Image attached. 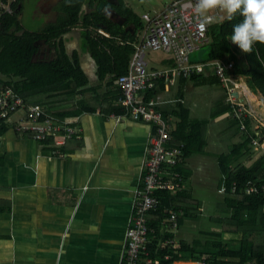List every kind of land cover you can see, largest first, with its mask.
<instances>
[{"label":"crops","instance_id":"crops-1","mask_svg":"<svg viewBox=\"0 0 264 264\" xmlns=\"http://www.w3.org/2000/svg\"><path fill=\"white\" fill-rule=\"evenodd\" d=\"M64 2L41 0L38 9L47 15L48 20L39 31H25L40 33L58 24L65 17ZM101 2L104 3L103 11L111 8L117 13L114 7L119 1L117 4L108 0ZM22 10L23 0H19V20ZM83 11L90 12L86 0L82 4ZM118 15L121 24L105 16L132 34L133 24L126 17ZM136 16L142 27L141 16ZM141 27L135 32L136 42ZM92 29L90 27L89 31ZM94 31L95 39L99 36L123 44L120 38L112 36L105 28ZM83 32L84 27L77 25L60 38L66 55L78 61L89 83L90 75L98 81L90 86L93 90L79 96L78 100H83V108H78L81 111L65 119H78L82 138L68 141L62 147L53 142V138L38 141L29 134L21 139L14 129L19 121L25 119L22 112L14 114L11 121L4 124L6 131L0 138V264H120L123 257L125 232L133 215L134 194L143 186L155 127L147 121L134 120L120 104L122 92L116 80H112L113 76L106 75L102 82L98 79V64L85 47ZM57 51L54 41L39 43L37 61H55ZM163 55L165 57L154 65H150L152 61L148 60L149 68L167 69L175 66L171 55ZM192 55L191 62H204V53ZM238 77L249 89L247 96H241V93L240 96L254 115V120L247 122V132L256 134L264 129V98L249 88L245 77ZM153 92L143 90L138 93V97L149 101ZM155 92L159 94L158 108L163 112L172 136L168 147L183 150L176 168L183 176L179 194L182 198H190L191 203L197 205L191 209L194 215L196 209L200 210L201 204L194 198L191 188L187 187V179L191 174L186 170L187 161L198 155L203 160L216 162L221 174L218 188L221 192L220 188L226 185L221 163L236 152L237 147L242 146L246 133L239 131L238 124L232 118L226 91L211 69L193 78L180 77L174 82L158 80ZM44 108L49 110L46 106ZM183 123L188 125V141L194 146L192 154L186 157L185 144L175 142L173 136L174 132L180 131ZM224 146L227 153H218ZM259 150L252 148L256 154L251 156L244 151L233 166L242 163L251 167L261 156ZM198 161L193 162L192 167L197 166ZM209 166L206 165V168ZM171 175L170 169L166 168L164 176L170 179ZM221 193L225 195L227 192ZM175 210H180V218H185L182 208ZM154 217L156 225L166 231L162 225L164 216L151 214L150 219ZM182 225L179 223L175 236L177 249L182 242L192 243L179 240Z\"/></svg>","mask_w":264,"mask_h":264},{"label":"trees","instance_id":"trees-1","mask_svg":"<svg viewBox=\"0 0 264 264\" xmlns=\"http://www.w3.org/2000/svg\"><path fill=\"white\" fill-rule=\"evenodd\" d=\"M84 1L65 0V17L58 24L49 26L40 33L25 31L21 25L19 0L16 13L0 18V90L12 89L29 105L42 103V106L48 107L49 113L60 121L77 115L81 111L80 107L83 108V100L79 101V96L93 88L89 87V80L78 61L71 60L66 55L60 39L64 33L77 25L84 27L85 47L97 61L98 79L101 82L106 75H111L112 80H116L127 72L128 61L135 47V32L141 27L139 18L127 7L124 0H118L119 3L114 9L133 24L134 32L131 34L113 24L98 11L101 0H86L89 13L82 12ZM242 20L243 17L236 14L232 20L224 19L209 27V42L201 48L204 53L202 60L232 61L233 73L245 77L249 88L264 98V44L257 43L251 53H244L229 38L234 26ZM90 27L93 31H89ZM99 28H105L112 36L120 38L123 44L119 45L112 39L99 36L95 39L94 30ZM53 41L58 47L57 59L52 62L37 61L39 42ZM4 124L5 122L0 120V138L6 131ZM187 126L185 123L181 124L180 131L173 134L175 142L185 144V157L194 151V146L188 141ZM258 133L260 134L247 132L242 146L237 147V151L221 163V173L226 177L225 184L228 188L224 198L228 214L217 219L222 225L221 230L202 233L203 241L197 240L191 244L182 242L179 249H163L159 247L162 230L156 225V217L151 218L149 224L155 229V233L149 235L148 256L142 255V258L159 259L160 264L181 261H191L194 264H264V189L258 194H247L244 190L248 183L264 184V152L259 150L261 156L251 167L242 163L233 166L244 151L249 156L256 154L250 148L251 140L260 139L262 142L264 129ZM234 184L237 191L231 194ZM158 196L161 205L159 210L151 214H159L164 216L163 218L167 217V212L172 208H182L185 217L187 214L192 215V207L197 206L191 203L190 198H182L180 194L175 196L169 191H161ZM183 221L185 218L181 217L180 225ZM225 233L236 238L233 241L225 240ZM167 255L170 257L168 260L165 259Z\"/></svg>","mask_w":264,"mask_h":264},{"label":"built area","instance_id":"built-area-1","mask_svg":"<svg viewBox=\"0 0 264 264\" xmlns=\"http://www.w3.org/2000/svg\"><path fill=\"white\" fill-rule=\"evenodd\" d=\"M17 2L18 0H0V18L16 13ZM209 15H215L219 20L226 14L217 10L210 12ZM141 20L143 26L129 60L128 71L117 77L115 83L122 92L120 104L130 112L134 120L151 123L155 127V133L146 162L143 186L134 194L133 215L125 232L124 254L120 264H160L159 259L142 258V255L148 256L149 235L155 233V229L150 227L149 219L151 213L159 210L161 205L159 192L179 194L183 186V176L176 170L183 150L168 147L172 136L164 114L158 108L160 98L155 92L157 81L163 79L174 82L180 77L191 78L211 69L226 91L232 118L238 124L239 131L247 133V122L254 120L252 111L241 98L242 95L247 96L249 89L238 75L233 73V62L220 59L203 63L191 62V55L208 44L209 27L215 24L209 25L206 30L198 27L195 0H170L163 10L153 16L143 14ZM148 52L171 55L175 66L167 69H150ZM147 89L154 91L149 101L138 97L139 92ZM19 112L24 113L25 119L16 124L14 131L21 139L29 134L34 136L33 140L38 141L53 138L55 143L62 147L68 141L82 138V129L78 126L77 118L60 121L42 105H29L12 89L0 90V120L8 123L13 115ZM251 147L264 152V140L261 142L260 139H252ZM166 168L172 172L170 179L164 176ZM227 189V186L223 185L220 191L227 192ZM262 189L264 184L260 182L248 183L245 186L247 194H258ZM236 191L237 187L234 184L231 194H235ZM167 213V217L162 219L166 231L161 232L159 247L175 250L178 247L175 236L181 211L171 209ZM165 259H170L169 255L165 256Z\"/></svg>","mask_w":264,"mask_h":264},{"label":"rangeland","instance_id":"rangeland-1","mask_svg":"<svg viewBox=\"0 0 264 264\" xmlns=\"http://www.w3.org/2000/svg\"><path fill=\"white\" fill-rule=\"evenodd\" d=\"M127 7L134 13L141 16L143 13L155 15L170 3V0H124ZM41 0H23V10L20 16V22L25 30L39 31L48 20L47 15L40 12L38 4ZM203 51H196L194 54H201ZM193 54V55H194ZM192 55V56H193ZM163 53L148 52L147 59L154 65L157 60L164 58ZM91 85L98 83L92 75L89 77ZM220 154H226V146L220 148ZM209 157V156H208ZM202 157L195 155L187 161L186 170L190 172L187 179V187L191 188L192 194L196 201L201 204L200 210L194 211V215L188 217L184 215L185 221L179 232V240L197 241L202 239V233L220 231L222 225L217 221L218 218L228 214V209L224 203L225 195L218 191L220 186L221 174L213 160H201ZM197 166L192 167L193 162ZM210 164L209 168L206 165ZM214 164V166H213ZM189 174V173H188ZM215 220H214V219ZM225 240H234L236 237L231 234H223ZM238 245V244H237ZM192 264V262L188 263Z\"/></svg>","mask_w":264,"mask_h":264},{"label":"clouds","instance_id":"clouds-1","mask_svg":"<svg viewBox=\"0 0 264 264\" xmlns=\"http://www.w3.org/2000/svg\"><path fill=\"white\" fill-rule=\"evenodd\" d=\"M217 10L226 15L219 20L215 15H209ZM195 13L201 30L224 19L232 20L239 14L243 20L234 26L229 37L231 42L244 53H251L257 43L264 44V0H195Z\"/></svg>","mask_w":264,"mask_h":264},{"label":"water","instance_id":"water-1","mask_svg":"<svg viewBox=\"0 0 264 264\" xmlns=\"http://www.w3.org/2000/svg\"><path fill=\"white\" fill-rule=\"evenodd\" d=\"M109 2H111L112 4H117L118 3V0H108ZM103 8H104V3L101 2L99 4V11L103 12L105 15H107L108 18H110L112 21H114L115 23L117 24H121L119 19V15L111 8H106L104 11H103ZM118 19V20H117ZM39 43H45V42H39Z\"/></svg>","mask_w":264,"mask_h":264}]
</instances>
